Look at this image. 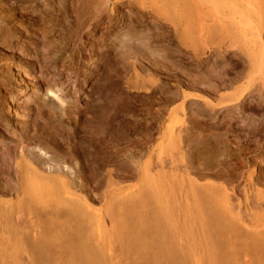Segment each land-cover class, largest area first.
<instances>
[{
  "label": "rangeland",
  "instance_id": "1",
  "mask_svg": "<svg viewBox=\"0 0 264 264\" xmlns=\"http://www.w3.org/2000/svg\"><path fill=\"white\" fill-rule=\"evenodd\" d=\"M263 49L264 0H0V264H264Z\"/></svg>",
  "mask_w": 264,
  "mask_h": 264
},
{
  "label": "bare ground",
  "instance_id": "2",
  "mask_svg": "<svg viewBox=\"0 0 264 264\" xmlns=\"http://www.w3.org/2000/svg\"><path fill=\"white\" fill-rule=\"evenodd\" d=\"M226 1H227V0H226ZM228 1H229V0H228ZM230 1H231V0H230ZM239 1H240V0H239ZM248 1H249V0H248ZM253 1H254V0H253ZM237 4H239V3H237ZM239 6H240V5H239ZM241 21H242V20H241ZM241 21H240V22H241ZM242 26H243V25H242ZM243 29H244V28H243ZM127 37H128V36H127ZM263 50H264V49H263ZM109 52H110V51H109ZM263 54H264V53H263ZM188 94H189V92H188ZM195 94H196V93H195ZM194 96H195V97H198L197 95H194ZM202 99H203L204 101H206V102H209V101H210V100H208L206 97H205V98H202ZM185 112H186V111H185ZM187 120H188V119H187ZM18 124H19V123H18ZM29 156H30V155H29ZM32 159H33V158H32ZM40 159H41V158H40ZM37 161H38V160H37ZM45 162H46V161H45ZM57 168H58V167H57ZM57 168H55V169H57ZM65 168H66V167H65ZM63 169H64V168H63ZM63 169H62V170H63ZM62 170H61V171H62ZM49 172H50V171H49ZM52 173H53V172H52ZM56 173H57V172H56ZM60 174H61V173H60ZM68 196H69V195H68ZM83 203H84V202H83ZM98 232H99V231H98ZM98 232H97V233H98ZM100 233H101V232H100Z\"/></svg>",
  "mask_w": 264,
  "mask_h": 264
},
{
  "label": "clouds",
  "instance_id": "3",
  "mask_svg": "<svg viewBox=\"0 0 264 264\" xmlns=\"http://www.w3.org/2000/svg\"><path fill=\"white\" fill-rule=\"evenodd\" d=\"M156 55H157V57H160V58H162V56H163V53H160V52H158V53H156Z\"/></svg>",
  "mask_w": 264,
  "mask_h": 264
}]
</instances>
